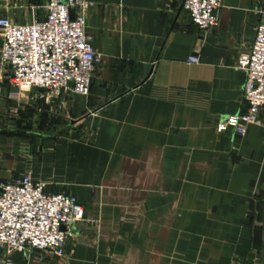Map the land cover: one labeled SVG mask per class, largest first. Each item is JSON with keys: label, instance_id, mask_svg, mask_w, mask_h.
<instances>
[{"label": "crops", "instance_id": "0c3cea01", "mask_svg": "<svg viewBox=\"0 0 264 264\" xmlns=\"http://www.w3.org/2000/svg\"><path fill=\"white\" fill-rule=\"evenodd\" d=\"M90 1L87 95L0 77V190L29 173L85 214L64 255L25 249L11 264H261L264 112L242 135L216 123L246 109L237 61L264 0H222L207 31L183 0ZM43 3L0 0V16L29 22Z\"/></svg>", "mask_w": 264, "mask_h": 264}, {"label": "built area", "instance_id": "2783aa9c", "mask_svg": "<svg viewBox=\"0 0 264 264\" xmlns=\"http://www.w3.org/2000/svg\"><path fill=\"white\" fill-rule=\"evenodd\" d=\"M222 0H183L192 22L203 31L218 22ZM90 0H44V14L29 22L0 16V77L6 76L19 91L35 88L37 97L63 91L87 95L92 72L100 61L85 30ZM186 62H198L189 55ZM237 64L245 71L243 97L246 109L216 123L218 131L231 127L244 134L264 112V21L255 26L248 49ZM85 219L78 198L65 191L51 192L45 182L24 173L2 184L0 190V262L11 264L15 251L34 249L42 255L65 254V242L73 223Z\"/></svg>", "mask_w": 264, "mask_h": 264}, {"label": "water", "instance_id": "95a60500", "mask_svg": "<svg viewBox=\"0 0 264 264\" xmlns=\"http://www.w3.org/2000/svg\"><path fill=\"white\" fill-rule=\"evenodd\" d=\"M261 264H264V210L262 216Z\"/></svg>", "mask_w": 264, "mask_h": 264}]
</instances>
